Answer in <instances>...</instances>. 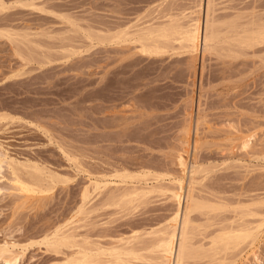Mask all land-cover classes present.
Returning <instances> with one entry per match:
<instances>
[{
	"label": "rangeland",
	"instance_id": "rangeland-1",
	"mask_svg": "<svg viewBox=\"0 0 264 264\" xmlns=\"http://www.w3.org/2000/svg\"><path fill=\"white\" fill-rule=\"evenodd\" d=\"M198 1L0 0V155L57 175L46 190L24 196L1 164L0 245H14L16 264L61 262L70 249L55 252L42 242L60 227L104 245L135 232L149 237L176 208L167 193L148 191L123 208L107 204V194L125 184L166 185L175 175L184 188L188 173L176 164L183 146L198 169L192 195L222 205L214 218L190 212L202 241L240 223L238 213L249 206L257 216L243 219L258 224L257 236L233 264H264V38L235 53L221 43L190 54L174 43L157 55L141 53L133 40L145 25L167 20V11L187 16L183 24L190 14L202 20L206 0ZM211 5V16L234 21L239 35L264 25V0ZM120 29L131 33L124 41L98 39ZM118 171L146 175L124 181Z\"/></svg>",
	"mask_w": 264,
	"mask_h": 264
},
{
	"label": "bare ground",
	"instance_id": "bare-ground-1",
	"mask_svg": "<svg viewBox=\"0 0 264 264\" xmlns=\"http://www.w3.org/2000/svg\"><path fill=\"white\" fill-rule=\"evenodd\" d=\"M201 3L202 0H199L196 4L200 6ZM196 4L195 6L193 5L195 8L198 7H196ZM210 6H212L211 0H206L205 9L207 11L206 14H203V16L205 15L203 19L201 20V18H198L200 17L198 15V17L196 16L194 18H190L191 14L188 13L190 14L188 15L189 20L186 19L187 22H184V24L181 23L185 18H187V16H184V14V19L181 21V19L174 17L175 15L172 16L173 14H170L169 11L165 12L164 14L162 13L164 18H166L167 20L164 19V22H159L160 24L151 23L152 25L149 24L150 26L147 25V27L145 25V29L141 28L140 31L134 33L135 39L133 38V40L138 43V47L140 48L141 53L147 55H157L159 53L162 54V52L164 53V51H168V48L175 45L174 43L178 45V48L186 49V51L190 54H195L199 49L202 52L215 50L218 47L223 49L224 46L223 44L220 45L221 43H225L224 49L229 50V52L235 53L237 52V47L240 48V46H248L252 41H257V39L264 38V25H259L249 32H247L246 30H241V35H239L240 33L238 31H235L236 24L234 23V21H229L230 23L221 21L218 22L213 18L214 16H211V11L209 12V10L211 9ZM195 11L194 12L197 14V10ZM223 25H226V31L224 29L225 32H223L220 28V26ZM130 34L131 33L128 34L127 31H121L120 29V31L118 30V32L116 31L113 34H107L108 36H105L103 34L104 36L101 35L98 37V39H101L100 41H102L104 38H106L107 40H114V42L118 43L120 41H124ZM225 35L227 36L225 37ZM188 131L189 129L185 131V138L186 134L188 136ZM249 138L250 136L243 139V147L249 145ZM187 141L188 140L186 138L184 143H188ZM181 149H184L182 151H187V148H185L184 146ZM182 151L178 150V162L176 161V164L179 167V173H181L182 175L185 171H187L188 173L186 174L187 185L185 184L184 188V177L175 175L169 179V182L166 185H163V183H157L155 181V183L157 184H155L154 186L149 185V187L147 186V188H141L142 185L138 187L137 185L132 184L126 186V184L124 183L125 185L122 188L118 186V188H121L120 190H118V192L111 190L110 193L107 194V204H110V206L112 204H118L120 207L124 204V207H126V203L130 202L129 205H131V202H136V200L138 201L140 199L137 198L138 196H141V199L142 197L144 198V196L142 195H144L148 191L153 190L152 192H154V189H159L160 192L165 194L167 193L166 197L168 196L169 199L175 202L176 208L170 215L167 216V219H165L166 221L164 220L165 223H163L156 229H153L151 231L149 230V237L143 238L139 233L135 232L132 233V236L126 238L124 241H122L121 237L119 243L117 242L118 244L112 243L113 245H104L96 242V240L92 241L85 237L77 238V236L74 235L75 233L73 234L69 230V228H67V230H69L68 232L66 231V228L63 230V227L62 229L60 227L55 229L50 235H45L42 238V242L55 252H62V247L70 249L69 253L63 254L64 259L62 261L60 260L61 262L55 261L52 264H105L107 262H112V264H123L124 262L126 263L130 260L131 262H133L132 260H144L149 262L150 264L236 263L235 260L238 258L237 254L242 251L241 249H243L241 248L242 245L248 246L253 244L257 236L256 227H258V224L252 225V222L250 223L244 220L243 217L247 214L255 215L256 213H258L256 211L257 209L253 210L249 206H245L246 209L240 210V213H238V219H241L240 223H234L235 225H233L230 222L231 224L229 225H221V227L218 226L219 228H216L217 230L215 229V232L212 231L214 232L213 234L210 233L212 235L209 234L210 236L207 241H202L205 236V232H202L200 230V227H196V224L193 223V219H191L190 217V212L195 210L199 211L200 213L206 214V216L207 214H209V216L211 217L213 213H218V211L216 212V210L221 208L222 205H220L221 203L218 205V203L215 204L214 202H210V200L208 201L207 199H203L204 197L202 199H197L196 197H194L195 195H192V185L195 180L193 175H195V172L197 174L198 169H196L197 166H194L192 164L193 162L191 164L187 163ZM186 157H188V155ZM4 162L7 163V166L11 170L12 185H14L15 188L17 187L18 191L20 190V192H22L24 196L35 191L39 192L42 190H46V183L49 181H54V174H50L51 172H49V174L44 173L34 164H32L34 166L19 165V163L15 164L14 162L10 161V159L7 162L5 160V157L0 155V167ZM21 169H24L26 177L22 176ZM119 173L120 172L118 171L117 175L122 180H124V178L129 179L131 177L136 180L137 176L140 178L146 175L145 173H142L143 175L139 174L134 177V174H129V172L121 174ZM158 177L160 176L155 175L154 178L158 181ZM107 183L105 182L104 184H98L95 182L94 185L98 188L101 185L103 187H106L104 185H106ZM86 194L87 192L83 194V197H85ZM263 200H260L259 202L264 203L262 202ZM259 202H257V204ZM129 205L127 204V206ZM223 210H225L224 207ZM262 219L264 218H261V220ZM196 237L199 238L196 240ZM8 246L9 245L6 244L0 245V260L2 261L0 264H16L18 260V254H13V252H11V247H13L14 245L12 244V246ZM137 263L139 262L137 261Z\"/></svg>",
	"mask_w": 264,
	"mask_h": 264
}]
</instances>
